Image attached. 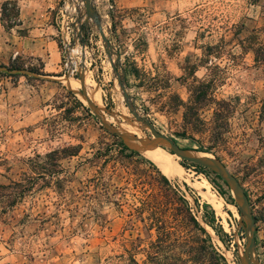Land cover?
Returning a JSON list of instances; mask_svg holds the SVG:
<instances>
[{"label": "rangeland", "instance_id": "1", "mask_svg": "<svg viewBox=\"0 0 264 264\" xmlns=\"http://www.w3.org/2000/svg\"><path fill=\"white\" fill-rule=\"evenodd\" d=\"M7 1L2 0V7ZM91 1L111 42L114 63L121 57L120 75L125 79L127 67L138 70L125 83L133 108L84 4L58 0L59 25L64 37L70 36L68 47L61 40L67 55L63 78L0 76L5 93L19 81L35 87L26 110L30 115L21 116L25 120L0 111V264H152L148 255L154 253L156 232L151 238L146 231V210L138 208L133 186L126 182L128 174L121 171L120 178L114 177L109 194L103 196L98 184L108 180L100 182L99 169L86 161L93 146L111 141L102 125L154 139L133 110L180 147L208 149L199 153L221 161L239 180L257 217L256 264H264V0ZM7 8L10 17L5 24H17L14 5ZM259 48L263 51L256 59L254 50ZM22 62L40 69L38 62ZM196 79L212 81V90L188 113L196 128L179 137L190 128L174 95L188 103L189 86ZM125 142L148 158L142 144ZM68 145L83 147L80 156L61 161L64 171H77L80 210L65 204L66 185L60 189L42 178L24 203L12 204L13 199L2 197L21 189L15 183L26 185L30 177H37L46 156ZM156 146L170 155L165 142ZM171 160L181 166L179 172L170 177L162 173L186 193L192 216L211 236L213 250L200 232H191L185 223L181 228L199 248V264H222L221 257L228 264H242L246 224L239 209L223 197L228 189L210 170L185 168L176 156ZM122 166L132 167L127 162ZM231 195L235 200L232 191ZM212 211L228 246L203 220Z\"/></svg>", "mask_w": 264, "mask_h": 264}, {"label": "trees", "instance_id": "2", "mask_svg": "<svg viewBox=\"0 0 264 264\" xmlns=\"http://www.w3.org/2000/svg\"><path fill=\"white\" fill-rule=\"evenodd\" d=\"M8 4L14 5L17 10L15 17H18L17 2L7 1V3H5L2 7L3 21H6L10 17L7 14ZM6 26L7 28H11L14 25L8 23ZM262 51V48L254 50L256 59L260 58V52ZM125 73L126 77L124 81L127 83V77L134 76L138 73V70L134 67L132 69L127 67L125 69ZM31 75L47 76L42 71L41 65L40 69L28 67L26 66V63L22 62L21 57L16 58L8 66H0V76L31 78ZM212 85V81L206 83L197 79L194 80V83L189 86L191 96L188 103H184L182 100L180 101V97L178 95H174L175 100L177 102H181L177 103L176 106H181L185 109L184 120L190 128L178 133L179 137H186L191 130L196 128L193 121L188 118V113H190L193 109H196L195 106L201 104L200 102L208 99V95L212 90ZM101 128L111 138V141H100L99 146H93L91 157L87 158L86 161L92 168L99 169L101 175L100 182L102 179L108 180L103 182V184H98V188L101 190L103 196L109 194V189L112 187L109 182L113 180L114 177L120 178L121 171H123V174L126 172L128 174L126 182L133 186L132 196L135 201L141 204L138 208L146 210V231L150 234V237L152 236L153 231L156 232V240L151 242L154 253L150 252L148 255L152 264H175L177 261L184 264H199L201 259L199 255V248L190 244L191 240L185 236L181 228H185V225H183L185 223L190 227L191 232H200L203 236H205V242H208L210 244V248L213 250L211 236L192 216L190 207L191 203L187 198L186 193L181 190L179 185H175L168 177H166L153 161L144 156L141 152L130 148L123 139L111 133L104 126ZM82 149V145H68L66 148L54 150L46 156V159L48 160L45 165L42 166L39 173H37V177L32 176L29 178L27 183L31 185L28 186V184L24 185L23 183H15V185L17 187H21V189L10 192L7 195H2V197L8 201L13 199L12 204L15 202L17 204L24 203L30 192L33 190L36 181H38L39 178H42L48 183V185L51 184V182L56 183L60 189L66 185L68 188L66 192L68 196L65 204L70 209L73 206L76 210H80L82 199L78 195L81 192V187L76 186L77 171H64L61 168V161L66 159L72 160L80 156ZM207 150L208 149L203 147L199 148V152H210ZM124 162H127L132 167L122 166ZM180 164L185 168L190 165L196 169L209 171L201 166L188 164L186 161H183ZM80 165H82V162L79 163V166ZM209 172L213 174L217 180L221 181L228 189V195L221 191L223 197L227 198L231 204L238 208L237 203L232 198L229 186L217 174L212 171ZM46 176H48V179ZM122 178L125 179V175ZM78 184L80 185V182H78ZM184 186L188 191L190 190L188 185L184 184ZM94 200L95 198H92L90 202L88 201V203H93ZM254 217L257 221V217L255 215ZM141 219L142 222H145V217H141ZM203 220L223 241V243L228 246V243L224 240L223 229H217L215 227V213L212 211L210 218L204 217ZM220 260L223 262L222 264H228L224 257H221Z\"/></svg>", "mask_w": 264, "mask_h": 264}, {"label": "crops", "instance_id": "3", "mask_svg": "<svg viewBox=\"0 0 264 264\" xmlns=\"http://www.w3.org/2000/svg\"><path fill=\"white\" fill-rule=\"evenodd\" d=\"M10 1L18 5L17 24L7 28L2 20L0 0V66H8L21 57L40 63L48 78L61 80L64 71L61 40L65 37L59 25L61 10L57 9L58 0ZM33 90L35 87L25 81L9 86L6 93L0 95V111L27 118L30 113L26 110H30ZM24 117L20 120H25Z\"/></svg>", "mask_w": 264, "mask_h": 264}, {"label": "water", "instance_id": "4", "mask_svg": "<svg viewBox=\"0 0 264 264\" xmlns=\"http://www.w3.org/2000/svg\"><path fill=\"white\" fill-rule=\"evenodd\" d=\"M82 2L84 4L86 16L88 20H92L96 24L100 32V35L103 41L105 42L106 52L110 58L112 67L118 76V80L123 90L124 97L128 103V106L130 108H133V106L130 103L131 97L127 92L125 81L123 77L120 75L119 70L117 68V64H120L121 57L118 55L117 64L114 63L111 42L105 35L100 16L95 12L94 6L91 0H82ZM133 115L136 117V119L139 122L147 125L148 129L151 131L152 135L154 136L153 137L154 139L140 138L138 136L128 135L117 129L109 128L106 125H102V126L107 128L111 133L119 136L124 141H132V142H140V143H148V144L149 143L157 144L159 142L164 141L172 155L177 156L183 161L206 168L214 172L215 174H217L229 186L230 190L232 191L235 201L240 210L241 217L246 224V227H245L246 247H245V252L241 258L242 264H256V220L254 217V213H253V209H252L249 197L246 191L244 190L243 186L240 184L239 180L218 159L212 158L210 156L201 154L196 151H191V150H187V149L180 147L172 138H169L159 133L155 129L154 124H152L151 121H149V119L140 117L136 110H133Z\"/></svg>", "mask_w": 264, "mask_h": 264}, {"label": "bare ground", "instance_id": "5", "mask_svg": "<svg viewBox=\"0 0 264 264\" xmlns=\"http://www.w3.org/2000/svg\"><path fill=\"white\" fill-rule=\"evenodd\" d=\"M81 3L83 4L82 0H80ZM70 85L72 88L78 89V85L70 81ZM130 135V134H129ZM142 135V134H141ZM131 145L134 144H142L143 146L141 147V150H143L146 155L148 156L149 159L152 161L156 162L159 167L161 168L162 172L166 176H173L174 174H177L179 172V169L181 166H178L176 162L171 160V158L175 157L173 156L170 151V155L167 154L166 150H164L161 147H158L156 145L162 144L164 146V141L159 142L157 144H148V143H140V142H132L129 141ZM136 148V147H135ZM177 157V156H176Z\"/></svg>", "mask_w": 264, "mask_h": 264}, {"label": "built area", "instance_id": "6", "mask_svg": "<svg viewBox=\"0 0 264 264\" xmlns=\"http://www.w3.org/2000/svg\"><path fill=\"white\" fill-rule=\"evenodd\" d=\"M108 3H109V1H108ZM109 8H113V6L109 5ZM69 38H70V36L65 37L63 39V44H64L65 47H68L69 44H70V39ZM64 58L67 59V55H65ZM3 94H5V86H4V82L0 81V95H3Z\"/></svg>", "mask_w": 264, "mask_h": 264}]
</instances>
